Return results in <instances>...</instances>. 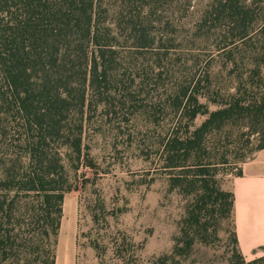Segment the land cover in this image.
Masks as SVG:
<instances>
[{
	"label": "trees",
	"instance_id": "obj_1",
	"mask_svg": "<svg viewBox=\"0 0 264 264\" xmlns=\"http://www.w3.org/2000/svg\"><path fill=\"white\" fill-rule=\"evenodd\" d=\"M145 113L148 184L181 210L152 263L225 247L226 264H264L242 255L219 175L264 150V0H0V264H55L91 125Z\"/></svg>",
	"mask_w": 264,
	"mask_h": 264
},
{
	"label": "rangeland",
	"instance_id": "obj_2",
	"mask_svg": "<svg viewBox=\"0 0 264 264\" xmlns=\"http://www.w3.org/2000/svg\"><path fill=\"white\" fill-rule=\"evenodd\" d=\"M154 136L146 113L122 123L98 115L91 125L89 163L74 180L80 207L78 264H153L154 257L172 252L181 210L177 200L164 199V179L148 184L153 168L162 164L152 154ZM234 174L228 168L220 171L224 188L231 189ZM193 253L187 264H226L228 257L225 247Z\"/></svg>",
	"mask_w": 264,
	"mask_h": 264
},
{
	"label": "crops",
	"instance_id": "obj_3",
	"mask_svg": "<svg viewBox=\"0 0 264 264\" xmlns=\"http://www.w3.org/2000/svg\"><path fill=\"white\" fill-rule=\"evenodd\" d=\"M232 178L234 218L240 251L247 262L264 257V150L241 165ZM80 207L75 192L66 194L55 250V264H78Z\"/></svg>",
	"mask_w": 264,
	"mask_h": 264
}]
</instances>
